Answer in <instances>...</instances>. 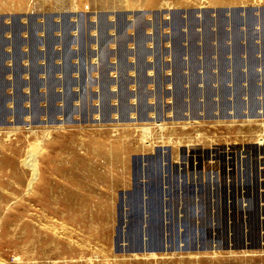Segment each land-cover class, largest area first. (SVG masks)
I'll return each instance as SVG.
<instances>
[{
	"label": "rangeland",
	"instance_id": "rangeland-1",
	"mask_svg": "<svg viewBox=\"0 0 264 264\" xmlns=\"http://www.w3.org/2000/svg\"><path fill=\"white\" fill-rule=\"evenodd\" d=\"M0 264H264V0H0Z\"/></svg>",
	"mask_w": 264,
	"mask_h": 264
},
{
	"label": "bare ground",
	"instance_id": "bare-ground-1",
	"mask_svg": "<svg viewBox=\"0 0 264 264\" xmlns=\"http://www.w3.org/2000/svg\"><path fill=\"white\" fill-rule=\"evenodd\" d=\"M36 152H33L30 157V161L32 162L30 165L33 171H36V164H35Z\"/></svg>",
	"mask_w": 264,
	"mask_h": 264
}]
</instances>
